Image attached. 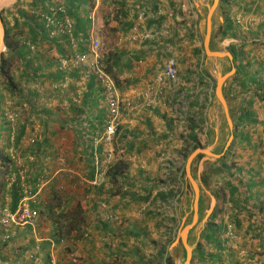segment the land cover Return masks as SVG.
I'll use <instances>...</instances> for the list:
<instances>
[{
    "label": "trees",
    "instance_id": "1",
    "mask_svg": "<svg viewBox=\"0 0 264 264\" xmlns=\"http://www.w3.org/2000/svg\"><path fill=\"white\" fill-rule=\"evenodd\" d=\"M229 2L230 6L227 8L224 6L225 4H222L228 11H233V6L240 7L244 10L243 13H249V9L255 5L256 9L264 7V0H257L255 4L250 0H229ZM107 4H110L107 3V0H101V4L99 3L96 12L98 14L96 34L101 41V62L103 63L104 70L113 78L119 92H122L124 86L120 80L119 72L124 64L127 68L131 64L124 60L121 51L118 49L107 50L106 42H109L111 39L104 34L109 29L107 27L108 21L105 20L106 12L104 11H107L109 8ZM56 5H63L67 15L74 20L75 28L72 30V37L77 43V51L85 52L91 40L89 37V29L91 27L89 15L93 5L92 0L17 1L12 7L1 11L5 30L6 51L0 57V138L2 139L0 141V208L7 207L9 211L13 212L17 209L19 202L25 196H28L27 204L29 208L36 213L38 218L41 217L50 222L48 234L54 240L55 245L59 246V249L61 248L64 252L70 248L72 243L77 241L76 235L79 233L80 236H78L84 243L89 242V239L83 238L85 228L82 229L86 221L85 211L89 202L86 200V197L78 195L72 188L66 187L62 181H58L57 179L51 181L50 185L47 186L46 198H43L41 195H35L40 183L45 180L49 170L47 166L44 167L42 164L37 165L35 163L36 159L31 160L32 157H39L42 150L41 141L37 139L38 135L36 134L39 132L36 130V127L43 123L40 120L42 117L50 114L51 107L49 104L53 99L57 100L56 105L58 109H60L59 104L63 100H66L68 104L65 113L72 112L73 116L70 115L71 118L75 117L77 113L76 109H78V113L86 107L91 111L92 120H89L88 123L90 127H93V130L85 135L88 138V144H91L96 139L103 138L105 107L100 104L101 100L104 101V95L101 85L94 75H87L85 77L86 81L84 85H86V91H82V101L80 99L79 103L76 99V82L82 78L85 66H61V58L73 57L75 53L71 48L70 37L67 33L60 34L54 27L47 26L40 16L41 13H49L58 19L60 13L56 11ZM123 7L124 5L121 4L117 7L115 6V14H118L120 10L122 11ZM158 7V5L153 7V14H155L161 25L166 19L165 16L176 15L175 10L170 7L167 11L169 14H164V17H161V14L156 13ZM223 13L225 18L224 29L229 30L232 28L231 22L228 20V15H225L224 10ZM241 17L249 29L256 23L254 16L241 15ZM188 18H186L187 21L189 20L187 30L183 31L185 29L183 25L185 20L175 21L171 27V33L173 31L179 32V40H176L177 33L173 35L169 31L166 33L168 37H163L165 34H161V30L164 29L166 31L168 27L161 26L156 28L157 32L154 38H152L153 41H160L159 38H162L171 43L170 35L172 39L176 40L177 43H173V47H176L175 53L172 51L168 52V49H163L161 53H163L165 60L171 55L176 59L178 72L176 81L170 88L173 90V93L172 99L169 100V110H160L161 112H159L156 107L146 108V110L152 111L156 115L160 114L168 129L173 130L174 127H179L181 123L185 124L179 136L181 140H184V146L178 149V153L182 156V159L187 156L191 145H202L206 121L205 113L202 114L201 112L207 107L210 95L208 88L210 87V90L213 88H211L213 80L204 72V54L202 46L200 47L199 41L201 40L198 41L197 22L192 17ZM130 27L131 25L128 26V29ZM223 38H225V33L221 35L220 40ZM182 40H187L188 44L192 43L195 45V43H198V45L191 52H184L183 45H179L182 44L179 43ZM148 41L150 40L146 42ZM251 44L253 51L257 50V47L260 46L257 41ZM232 48L236 52L234 62L238 76L234 81L235 83L231 84L230 92L245 94L240 107L242 115L237 117L234 123V134L238 138V141L243 144L242 150H244L248 144H251L248 127L251 124L260 122L256 111L253 109V104L264 103V54L259 55L253 51V53H245L242 50V53H240L235 46ZM50 49L56 51L55 56L48 55ZM171 50L173 49L171 48ZM190 57H193L192 68L187 63ZM236 57H238V60ZM15 60L19 63L18 68L14 64ZM180 67L182 68L180 69ZM65 82H72V84L62 87L61 84ZM187 86L193 91L187 92ZM125 113L127 112L124 111ZM102 117L103 123L101 124L99 121L101 120L102 122ZM77 118L78 120L82 119L79 116ZM119 128L115 136H117ZM183 133L184 136L182 135ZM254 151L250 153V156L253 155ZM225 159L223 156L221 159L223 161L222 165L225 167L224 171L229 173V175H227V179L224 182H216L219 195L217 203L220 204L221 209L220 211L216 209L213 212L203 228L194 249L191 264H238L237 252L226 243L221 235L225 234L228 225L236 227L240 232L241 226H243L244 221L248 218L243 217L244 215L242 216L239 202L241 199H244L243 196L246 194L247 188L251 190L255 185L257 187L262 185L264 181H258L257 184L253 177L247 175L245 178L234 180V177L244 173V168H250V163L244 162L241 169L236 168L232 170L234 163L228 164ZM116 161L113 168L108 169V182L112 188H118L119 183L126 184L123 182L124 177L121 171L126 167L125 160L123 158L118 159L116 156ZM181 166L183 167V164ZM181 166L177 167L178 170L174 171L175 174L181 169ZM86 169L88 170V179H92L94 177L93 164L88 165ZM255 169L251 168L250 170L255 172ZM171 173L173 172L169 170V176H171ZM64 174L69 175V172H65ZM67 178L68 176L65 177V180ZM11 179L13 180L10 182ZM127 187L126 192L134 195L132 199L137 204L147 201L151 195L149 187L152 188V186L148 184H143L142 186L127 184ZM140 187L144 195L137 194L133 190H138ZM160 187H163L166 192L164 190L159 191L158 194L156 193V198L165 203V200L174 191H170V182H166ZM89 188L88 185L84 191L87 192ZM102 189H99V191ZM173 189H180L178 181L177 187L174 185ZM154 198L155 196L152 199ZM230 202L232 204L235 203L236 207H231L232 210L236 209L235 217H231L229 214L227 219H224L222 214L224 216L226 212L225 206ZM228 207L230 208V205ZM161 220L162 232L170 239L175 231L172 224L177 223L176 217L169 216L165 218L161 216ZM111 221H113V211H108L104 219L100 220V223L101 225L102 223L107 225ZM167 222H171L170 225L166 224ZM218 223H220L224 232L223 229L220 230L218 228L216 232L214 231L213 227ZM9 229L0 228V235H3L5 238V240L2 239L5 241L4 244H7L10 239L9 232L11 230ZM258 229L262 230L260 225ZM30 231H32L31 228H26L27 233ZM14 244L16 249L22 246L16 240H14ZM34 244L33 239H30L28 242L26 240V247L23 250L28 251L34 247ZM160 249L161 256H155L156 264H164V256L162 254L165 252V248L163 244ZM211 256H224L225 259L222 260V257H220V260L216 261ZM226 258H230L231 262L223 263L222 261H226ZM49 259L47 258L45 261L49 262ZM44 264L47 263L45 262ZM150 264L152 263L150 262Z\"/></svg>",
    "mask_w": 264,
    "mask_h": 264
},
{
    "label": "crops",
    "instance_id": "2",
    "mask_svg": "<svg viewBox=\"0 0 264 264\" xmlns=\"http://www.w3.org/2000/svg\"><path fill=\"white\" fill-rule=\"evenodd\" d=\"M250 1L254 4L257 2V0ZM225 2L230 5L229 0ZM107 3L110 4H107L109 8L106 11L105 20L108 21L107 27H109V29L106 27L107 30L104 34L111 38L109 42H106L107 50L118 49L121 51L124 60L131 64V66L127 68L123 63L124 65L119 72L120 80L124 86L122 94L126 95V97H135V90L139 89L158 70L162 69L165 62L164 55L161 53L163 49H168V52H176V47H173V43H177L176 40H179L178 37L180 34L173 30V33H171V27L175 21L185 20L183 24L185 28L183 31H185L188 29L187 26L189 25V20H186L187 17L198 20V41L200 39L201 18L197 4L192 0H107ZM112 4H116V7L121 4L124 5V7L122 11L120 10L118 14H115V6H112ZM155 5L159 6L158 10L161 12V17H164V14H169L167 11L170 7L175 10L176 15L172 14L171 16H165L166 19L161 25L155 17V14H153V7ZM232 8L233 11H228L223 5L220 7L222 10L221 13H219L217 27L214 26V24L211 25V20L209 21V42L210 39L214 37L215 40L218 39L221 41L219 43H222V46L215 48L209 46L210 48H208L212 52H228L230 54L232 52L233 58L231 59L225 56L220 59L207 56L204 43L202 42L200 43V47L202 46L204 56L206 55V59L211 61V63L213 60V62L218 63L221 60H227L230 66L234 65L236 52L232 47L235 46L239 51L242 50L245 53H250L253 51L251 43L254 41H257L260 46L253 52L259 55L264 54V45H262V43H264V7L256 9V5L254 7L252 6L249 9V13H243L244 10L240 7L233 6ZM139 9H144L149 13L150 16L147 18L146 23L152 25L151 29L161 26L168 27L166 32H164V29L161 30L162 33L165 34L163 37L165 36L167 38L168 36H166V33L169 31L173 35L177 33L176 40L172 39L170 35L171 43L162 38H159L160 41L150 40L144 43L126 42L124 36L128 32V26L133 23L134 17ZM209 9L205 18L206 27ZM237 9L238 11H236ZM223 10L225 11V15H228V20L231 22L232 28L229 30L224 29L225 18ZM238 14L254 16L256 21L255 25L249 29L244 20L238 23L236 20L237 16H240ZM97 15L98 14H96L95 25L98 24ZM174 18H176V20H174ZM209 19H211V16ZM155 21H157L156 24H154ZM96 26L98 27V25ZM223 33H225V38L220 40ZM179 43H182L179 45H183L184 52L188 53L194 50L198 45V43H195V45L192 43L188 44L187 40H182ZM171 48L173 50H171ZM236 58L238 60V57ZM192 59L193 57H190L187 61L190 66ZM203 63L205 65V72L210 74L207 61ZM216 67L217 65H215V68ZM181 68L182 67H180V69ZM190 68H192V66ZM229 68V71H231L232 67ZM234 71L237 70L234 69ZM226 73L218 72V74L222 75ZM231 78L232 75L228 77V82L225 87L227 91H225V93L228 92L234 95L233 92H230V86L232 83H235V80L231 83ZM85 81V79H81L79 82H83L82 85L80 84L81 91H86V85H84ZM69 84H72V82H69ZM212 87H214V84L211 85V88ZM208 90L210 95L207 104L209 103L208 106L210 110V107L216 104L214 101H216L217 97L215 92L214 95L211 94L212 89L210 90V87ZM186 91L189 92L193 90L187 86ZM172 93L173 90L170 89V96ZM242 95L245 97L244 94ZM243 97H240L238 102L235 103L237 105L235 111L232 109L230 110L228 106V113L232 122L237 119V113L240 111L239 108L242 105ZM217 101L219 102L218 99ZM56 103V99L51 101L49 104L51 107L50 114L42 117L40 120H42L43 123L36 127V130L39 132L36 134L38 135L37 139L41 141L42 149L39 157L36 158V163L37 165L42 164L44 167L47 166L49 170L45 180L40 183L35 195H41L43 198H46L45 193L47 186L50 185L51 181L57 179L58 181H62L66 187L72 188L78 195L86 197L89 204L85 211L86 221L82 229L85 228L83 238L89 239V242L84 243L79 237V233L76 235L77 241L72 243L70 248L63 252L61 248L59 249V246L57 247L55 245L54 240L48 234L50 231V222L40 217L37 218L34 224L12 226L11 229H9L11 233L9 232L10 239L7 244H4V236L0 235V264H44L45 262L48 263L45 260H47V258L49 259L51 256L57 259L59 264H150V262L156 264L157 261L155 256H161L160 247L162 244L165 248V252L162 256H166V254L171 256V245H167L168 238L162 232V220L161 214L159 213L161 210L164 211L167 205L161 204L160 199L154 198L153 204L146 212L147 214L145 213L139 218L134 214V210L138 204L135 203L136 201L132 198L128 197L127 192L123 193L118 190L117 187L112 188L108 182L101 191L93 188L88 182V170L86 168L88 165L93 164L92 153L94 151L95 142L88 144V138L85 137L89 131L93 130V127H90L88 123L89 120H92V113L88 107L84 108L79 113L78 109H76L77 113L75 117L71 118L70 115L73 116L72 112L65 113V110L58 109ZM100 104L103 106L102 101ZM207 109L208 107L204 114L207 129L205 134L209 133L212 129V117L209 111L207 112ZM253 109L256 111L258 118L263 122L261 124L264 126V103H254ZM158 111L161 112L160 110ZM78 116L82 117V119L78 120ZM160 116V114L156 115L154 112L146 109H141L133 113H126L123 116L122 123L114 141V150L115 158L117 156L118 159L123 158L125 160L126 167L121 171L124 172L123 182L126 184L134 186L148 184L149 186L153 185L156 187L161 180L167 179L162 171L166 164L173 162L171 155L176 158V154H173L172 151L175 152L181 146L182 140L179 139V133H182L185 124L181 123L179 127H174L173 130H171L166 127ZM234 118L236 119L234 120ZM101 119L102 122L100 120L99 123L102 124L103 117ZM255 127H257V125ZM255 127H251V129ZM249 132L250 137L259 138V136H261L260 133L257 134V132L253 130ZM261 146V153H263L264 139L259 144L254 145L253 150H249V152L246 151V154L243 155L242 144L236 140L226 142L223 152L219 153L218 158H214L215 161L211 169H209L211 174L213 173V175H215V180L210 181V179L207 178L209 170L206 172L207 176L203 174V176L197 175L195 177L198 182H200L199 185L201 189H203L205 184L208 186L210 194L218 200L219 195L216 190V182H224V180L227 179V175H229V173L224 171L225 167L222 165L223 161L221 159L223 156L226 158L225 160L228 164L231 162L234 163L232 170L236 168L241 169L244 162L250 163V168H244V173L234 177V180L245 178L247 175L253 177L257 184L258 181L263 182L264 159L260 157L261 153L258 152ZM98 150H101L100 145L98 146ZM252 151H254V153L250 156ZM256 153H259V155ZM135 156L139 157V159L134 158ZM251 168H256L255 172H252L250 170ZM65 172H69V175L64 174ZM66 176H68V178L65 180ZM69 181H71V183H69ZM202 182H204V184ZM211 182H213L214 185H211ZM86 185L90 187L87 192L84 191L87 187ZM187 186L188 184L186 183V187ZM186 187L183 195L187 192ZM149 188L151 189L152 196H155L158 188ZM139 194L142 195L144 192H140ZM210 197L211 196H209V198ZM243 197L244 199H241L239 202L241 205V213L242 216L244 215L243 217H247L248 219L244 221L243 226L240 228V233L243 238L240 239L237 250H248L251 256L256 257L264 264V183L258 187L255 185L251 190L247 188L246 194ZM158 202H160V204ZM181 204L182 202H180L177 207L178 211L182 208ZM227 204L228 205L225 206L226 212L224 216L222 214L224 219H227L229 214L231 217H235L236 214V209H231L232 206L236 207L235 203L232 204L230 202ZM229 205L230 208L228 207ZM219 207H221L220 204ZM108 211L120 214L121 219L118 222L111 221L107 223V225L103 223L101 225L100 220L104 219ZM259 225L262 230L258 229ZM26 228H31L32 231L27 233ZM30 239L34 240V247L28 251L23 250V248L26 247V240L28 242ZM14 240L18 243L20 242L23 247L20 246L16 249ZM236 257L239 264V257Z\"/></svg>",
    "mask_w": 264,
    "mask_h": 264
},
{
    "label": "clouds",
    "instance_id": "3",
    "mask_svg": "<svg viewBox=\"0 0 264 264\" xmlns=\"http://www.w3.org/2000/svg\"><path fill=\"white\" fill-rule=\"evenodd\" d=\"M19 1V0H18ZM93 3H94V5H92V8H91V11H90V15H89V18H90V20H91V27H90V29H89V37H90V43L88 44V47H87V49H86V51L85 52H90V46H91V42H92V40H97L98 41V43H99V52L101 53V42H100V40H99V38H98V36H97V24L95 25V21H96V13L95 12H97V10H98V7L96 6V4H98L99 5V1L98 0H93ZM220 4L222 5V4H225L224 6L227 8V7H229L230 5L229 4H227L224 0L222 1V0H220ZM57 6H62L63 8H64V6L63 5H56V7ZM65 10V9H64ZM222 10V9H221ZM65 13H66V11H65ZM157 14H160L161 12H160V10H157V12H156ZM141 14H143V16H144V26H145V28L148 30V31H150L151 33H152V37L151 38H148L147 40H152V38H154V36H155V33L157 32V30H156V28H152L151 29V26L152 25H148L147 23H146V20H147V18H149V13H147L146 14V12H145V10H138L137 11V13H136V15H135V17H134V21H133V23L131 24V27L128 29V32H127V34L124 36V40L126 41V42H128V43H144V42H146L147 40H145V41H143V42H130V41H127L126 40V36L129 34V31H130V29L132 28V26L135 24V22L138 20V16L139 15H141ZM66 15H67V13H66ZM238 15H240V14H238ZM68 16V15H67ZM69 17V16H68ZM70 18V17H69ZM238 18H240V19H238ZM71 19V18H70ZM195 20V22H197L198 20H196V19H194ZM236 20L238 21V22H241L243 19H242V17H241V15L240 16H237V18H236ZM71 21H72V25H73V28H75L74 27V20L73 19H71ZM3 22V21H2ZM197 24H198V22H197ZM4 25V24H3ZM164 32H166V31H164ZM161 34H164V33H162V31H161ZM5 52V51H4ZM83 53V52H82ZM231 55H232V58H233V54H232V52H231ZM171 58H174L172 55L170 56ZM170 57H167L166 58V60L168 59V58H170ZM218 58H221V57H218ZM175 59V58H174ZM166 60H165V62H166ZM61 61H62V58H61ZM206 61V55L205 56H203V62H205ZM165 62H164V64H165ZM175 62H176V59H175ZM103 64V63H102ZM68 66V65H67ZM66 67V66H65ZM72 67V66H71ZM163 67H164V65H163ZM162 67V68H163ZM231 67L232 68H234V69H236L237 70V68H236V66H235V64L234 65H231ZM176 69H177V65H176ZM160 70H162V69H160ZM160 70H158V71H160ZM232 70V69H231ZM157 71V72H158ZM177 72H178V70H177ZM205 72V71H204ZM209 75V77H210V74H208ZM238 76V72L237 71H235V73L234 74H232V78H231V83H232V81H234L236 78H237V76ZM87 75H84L83 73H82V78L81 79H85V77H86ZM89 76V75H88ZM154 76V75H153ZM152 76V77H153ZM151 77V78H152ZM176 77H177V75H176ZM217 77V76H216ZM151 78H149L148 80H150ZM80 79V80H81ZM212 80H213V78H211ZM80 80H78L77 82H76V86H77V90H76V92H75V94H76V99H77V101L78 102H80V99H81V95H82V91L80 92L79 91V88H80V84H79V81ZM147 80V81H148ZM227 80H228V78L226 79V81H225V84H224V88H223V96L225 95L224 94V89H225V87H226V83H227ZM147 81L144 83V85H142L139 89H141L142 87H144L145 86V84L147 83ZM175 81H176V79L173 81V82H170L168 85H167V89H166V98H167V105H166V107H164V108H160V107H156L158 110H169L168 108H169V100L170 99H172V95L170 96V88L172 87V85H174V83H175ZM83 83V82H82ZM65 84V86H67L68 84H69V82H65L64 83ZM213 84H214V87L212 88V93L211 94H213V92H215V86H216V78L213 80ZM82 85V84H81ZM64 86V87H65ZM139 89H136L135 90V97H126V95H124V94H122V92H120L121 93V95L123 96V97H125V98H129V99H132V100H138L139 101V95H138V91H139ZM168 89H169V91H168ZM238 94V93H237ZM236 95V94H235ZM245 95V94H244ZM70 96H71V93H70ZM225 97V96H224ZM243 99V98H242ZM102 102H103V105H104V107H105V115H106V105H105V101H103V100H101ZM225 101L227 102V100H226V98H225ZM62 103H63V101L59 104V107L61 108V110H66V107H64V106H62ZM68 104V103H67ZM209 104V103H208ZM207 104V105H208ZM227 104V103H226ZM228 107V106H227ZM146 108H149V107H144V108H141V109H146ZM207 108V107H206ZM206 108L204 109V111L203 112H201L202 114L203 113H205V111H206ZM141 109H139V110H141ZM138 111V110H137ZM133 112H136V111H132V112H127V114L128 113H133ZM126 114V113H125ZM124 113H123V116L125 115ZM105 115H104V122H105ZM122 119H123V117H122ZM236 118H234V120H235ZM205 121H206V118H205ZM259 121H261L260 119H259ZM236 121H233L232 122V126H231V136H230V138H229V140L231 141V140H233V141H238V138L235 136V134H234V128H235V125H234V123H235ZM121 123H122V120H121V122H120V125H121ZM262 123V122H261ZM119 125V126H120ZM256 125V124H255ZM104 126H105V123H104ZM119 126H118V128H119ZM250 127H252V126H250ZM250 127H248V132L249 131H251L250 129ZM117 128V129H118ZM103 130H104V128H103ZM183 130V129H182ZM205 131H206V125H205V129H204ZM117 131V130H116ZM103 132V131H102ZM116 134V133H115ZM115 134H114V137H113V140H112V142H111V144H105L104 143V141H103V139L102 138H98V139H96L94 142H95V147H94V151H93V153H92V158H93V166H94V177L92 178V179H89V184L93 187V188H95V189H97V190H99V189H101V188H104L105 187V185H106V183L108 182V169H112L113 168V166L115 165V163L117 162L116 161V158H115V150H114V141H115V138H116V136H115ZM204 134H205V132H204ZM249 134H250V132H249ZM181 135V133H179V136ZM184 136V135H183ZM205 136H206V134H205ZM204 136V137H205ZM179 139H180V137H179ZM229 141V142H230ZM239 142V141H238ZM182 143H184V140H182ZM240 143V142H239ZM240 144H242V143H240ZM101 146V150H98V147L97 146ZM242 146H243V144H242ZM180 147H183V145L181 144V146ZM179 147V148H180ZM178 148V149H179ZM196 148H199V149H206L205 148V146L204 145H195V144H193V145H191V147L189 148V152H188V154H187V158H186V162H187V159H188V157L190 156V154L196 149ZM111 150V153H112V159H111V161L107 164V165H104V166H102L101 167V169H97V167L101 164V161H102V158H103V153L106 151V150ZM178 149L174 152V151H172V153L174 154H176V158L173 156V155H171V159L173 160V162L172 163H169V164H166L165 165V168H164V170L162 171V173H163V175L164 176H166V178L167 179H163V180H161V182H159V184H157V186L156 187H154L153 185H151V186H153L152 188H158V190H157V194H158V192L159 191H161V190H164V192H166L165 191V189L163 188V187H160V186H162V185H164V183H166V182H170V191L171 192H173L174 191V193H172L171 195H169V197L165 200L166 202L164 203V202H161V204H165V205H167V208L163 211V210H161L159 213L161 214V216H163V217H165V218H167V217H173V216H175L176 217V222L177 223H175V224H172V226H174V232H173V234H172V236H171V238L170 239H168V244L167 245H171L172 244V242L175 240V238H176V236H177V234H178V231L180 230V228H182L185 224H181L182 226L179 228V227H177V224H178V216H177V212H176V210H177V207H178V205H179V203H180V199H181V197L183 196V193H184V190H185V187H186V183L188 184V186L186 187V188H189L190 190H191V194H192V197H193V199H194V192H193V189H192V186H191V184L188 182V180H187V178H186V174H185V171H184V174H185V176H184V179H182L181 178V171L183 170L182 169V163H181V159H182V156H180L179 155V153H178ZM207 149H209V148H207ZM248 152H249V150H251L250 149V147H249V145H247V147L245 148ZM244 149V150H245ZM210 150V149H209ZM243 151V150H242ZM211 152V151H210ZM199 153V152H198ZM197 153V154H198ZM246 153V152H245ZM196 154V155H197ZM214 154V153H213ZM195 155V156H196ZM215 155H218L219 156V153L218 154H215ZM194 156V157H195ZM218 156L216 157V158H218ZM134 158H137V159H139V157H137V156H135ZM175 158V159H174ZM185 158V157H184ZM215 158V159H216ZM193 160V159H192ZM164 162H167V161H164ZM192 162V161H191ZM186 165V164H185ZM191 165V164H190ZM180 167L181 166V169L175 174L174 173V171H177L178 169H177V167ZM99 170L101 171V172H99ZM169 170H170V172H173V173H171V176H169V174H168V172H169ZM190 170H191V166H190ZM161 173V174H162ZM190 173H191V171H190ZM122 174H124V172L122 173ZM191 176H192V178L195 180V182H196V184H197V186H198V192H199V197H198V205L201 203V201H203V200H201V196L202 197H204L203 196V194H201V196H200V189H201V187L199 186V183L200 182H198V180L195 178V175L194 174H192L191 173ZM106 179V180H105ZM13 179H11L10 180V182L12 181ZM173 180V181H172ZM177 181L179 182V190H174L173 189V186L174 185H176V187H177ZM158 182V181H157ZM109 183V182H108ZM110 184V183H109ZM122 185V186H121ZM127 184H120L119 183V187H118V190H120L121 192H126L127 191ZM137 194H139L140 192L142 193L143 191H142V189H141V187L138 189V190H135V189H133ZM216 190H217V188H216ZM127 195H128V197H130V198H134V195L132 194V193H127ZM142 195H144V194H142ZM154 196H152V192H151V195H150V197H149V199H147V201H144V202H142V203H140V204H138L137 205V207L135 208V210H134V214H135V216L136 217H139V218H141L147 211H148V209H149V207L153 204V202H154V199H152ZM157 196H156V194H155V198H156ZM29 197L28 196H25L20 202H19V204H18V207H17V209L19 208V206H20V204L21 203H25L27 206H28V204H27V199H28ZM211 198H214V200L212 199V202H211V205H210V208L208 209V211H207V215L209 216V217H207L208 219L206 220V222H205V225H206V223H207V221L209 220V218H210V216L213 214V212L217 209L218 211H220V209H221V207H219V204L217 203V198H215L213 195L211 196ZM157 199V198H156ZM159 200V199H158ZM160 202H158L159 204H160ZM198 205H197V214H198ZM3 208H7V207H3ZM3 208H0V212H1V210L3 209ZM28 208H29V206H28ZM16 209V210H17ZM30 209V208H29ZM7 210H8V208H7ZM15 210V211H16ZM14 212V211H13ZM163 214V215H162ZM113 216H116L117 217V219H114L113 218V222H118L120 219H121V216H120V214H118V213H116V212H113ZM37 218H38V216L35 214V218L33 219V221H32V223H25V224H34L35 223V221L37 220ZM197 218H198V215H197ZM192 220H193V218H192ZM196 221H197V219H196ZM196 221L194 222L195 224H196ZM179 222H180V220H179ZM170 223L171 222H167L166 224H169L170 225ZM195 224H193L190 228H189V230H188V233H187V243L189 244V246L192 248V255L191 256H193V252H194V249H195V247H196V244L198 243V241H199V238H200V234H201V232H202V230H203V228L205 227V225H204V227L202 228V230L200 231V234H199V237H198V239H197V241H196V243H195V246H191L190 244V242H189V234L191 233V231H190V229L192 228V227H194L195 226ZM16 225H22V224H10L9 226H5V227H0V228H5V229H9L10 227H12V226H16ZM187 225V224H186ZM179 226V225H178ZM179 228V229H178ZM174 235V236H173ZM221 237L223 238V239H225V241H226V243H228L236 252H237V255H238V257H239V264H242L243 263V259L242 258H249V259H255L256 261H257V263L258 264H262L256 257H254V256H251L250 255V253H249V251H242V249H238L237 250V248H235V246L237 247V245L239 244V241H240V239L241 238H243V236L241 235V233L236 229V227H234V226H232V225H228V227L226 228V231H225V234L224 235H221ZM182 247L183 248V246L180 244L179 246H177V247H175L174 249H172L171 248V250L172 251H175V250H177L178 249V247ZM184 249V248H183ZM184 251H185V249H184ZM185 257H186V252H185ZM168 258H170V255L169 254H166V256H164V259H163V263L164 264H169L168 263ZM51 259H54L55 261H56V264H59L58 263V260L57 259H55V258H53V256H51L50 257V259H49V262L47 263V264H50V261H51ZM191 259H192V257H191ZM190 264H191V260H190Z\"/></svg>",
    "mask_w": 264,
    "mask_h": 264
},
{
    "label": "built area",
    "instance_id": "4",
    "mask_svg": "<svg viewBox=\"0 0 264 264\" xmlns=\"http://www.w3.org/2000/svg\"><path fill=\"white\" fill-rule=\"evenodd\" d=\"M56 11L60 13L57 19L53 14L41 13L42 21L50 27H54L60 34L67 33L70 37L71 48L75 52L73 57L62 59L61 66L71 65L72 67L85 66L83 69L84 75H94L100 83L104 101L106 105L105 126L102 134V139L105 144H111L114 134L123 117L124 111H137L144 107H160L164 108L167 105L166 89L170 82L176 79L177 69L174 58H168L162 70L156 72L154 76L147 81L144 87L139 89V101L125 98L119 92L113 78L104 70L101 62L102 54L99 52V43L97 40H92L90 52L77 51V43L72 37L73 25L71 19L66 15L62 6H57ZM37 12V11H36ZM240 19V18H238ZM143 14L138 16V20L132 26L126 40L130 42H143L152 37V33L144 26ZM65 86L64 83L61 84ZM62 106H67V101L63 100ZM112 159L111 150H106L103 153L101 164L97 169L107 165ZM99 172H101L99 170ZM35 212L28 208L25 203H21L19 208L11 212L7 208H3L0 212V227L9 226L10 224H25L32 223L35 218ZM117 219L116 216H113ZM242 264H258L255 259L242 258ZM50 264H56L54 259H51Z\"/></svg>",
    "mask_w": 264,
    "mask_h": 264
},
{
    "label": "rangeland",
    "instance_id": "5",
    "mask_svg": "<svg viewBox=\"0 0 264 264\" xmlns=\"http://www.w3.org/2000/svg\"><path fill=\"white\" fill-rule=\"evenodd\" d=\"M19 1H29V0H19ZM98 1L101 4V0H98ZM192 1L197 4V8L199 9V14H200V18H201V23H200L201 24L200 25L201 26V31H200V39L199 40H201L200 43H202V42L204 43V35H205V32H206L205 18H206L207 14H208V9L214 4V0H192ZM14 4H12L11 6L5 7V8H10ZM93 5H94V3H93ZM115 5L112 4V6H115ZM96 6L98 7L99 5L96 4ZM221 6L222 5L220 4V0H217L216 8L214 9V11L211 14V19H210L211 20V25L214 24V26H216V27H217V20L219 18V13H221V9H220ZM4 9H2V10H4ZM104 11L106 12V10H104ZM212 34H213V32H212ZM219 42H221V41H219L218 39L215 40V38L212 37V39H210V42L208 41V47L209 46H211L212 48L219 47V46L221 47L222 43H219ZM55 53H56V51L54 49H50L48 55L49 56H55ZM240 53H242L241 50H240ZM212 57H215V56H212ZM206 61L208 63V69H209L210 76L213 78V80L216 78V76L218 75L219 71L221 73H226L227 72L226 74H228L230 72L229 71L230 70L229 67H231V66L227 62V60H223V61L221 60L219 63L218 62H213L214 60L211 63V61H209L208 59H206ZM14 64L18 68V64L19 63L16 60L14 61ZM215 65H217L216 68H215ZM64 66H66V65H64ZM79 84H82V82L79 83ZM79 91L81 92V88H79ZM225 91H227V90L224 89V94L226 95L224 98H226V100H227V102H226L227 106H229L230 110L232 109V110L235 111V109L237 107V105L235 103H237L239 98L243 97V95L242 94H236V95L234 94V95H232V94H230L228 92L225 93ZM213 95H214V92H213ZM214 102H216V104L211 106L210 110H209V106H208L209 104L207 105V107H208L207 112L209 111V114L212 117V129H211V131L209 133H206V137L202 138V140H203L202 141V145H204L206 149L209 148L212 154L213 153L214 154H218V153L223 152L226 142H229V138L231 136V132H230L231 131V121H230V125H229L228 121L226 120V115H224L225 112H224V110H222V107H221L220 103L217 101V99ZM239 109H241V108H239ZM60 110H61V108H60ZM241 115L242 114L239 111L237 113V117H240ZM256 125H257V127H255ZM256 125L255 124H251L252 127H255V128H252L251 131L253 130L254 132H257V134L260 133L261 136H259V138L260 137L261 138L259 139L257 137H250V140L252 142H250L251 144H248V145L250 146L251 150H253V146L254 145L259 144L264 139V126L261 124V121L259 123H257ZM260 126H263V127H260ZM218 128L220 129V132H219ZM182 135H184V133ZM1 140L2 139L0 138V141ZM181 144L184 146V143L181 142ZM262 146L258 150L259 153L262 152ZM202 150H205V149H202ZM246 151L247 150H243L242 154L243 153L246 154L245 153ZM259 153H256V154L259 155ZM260 157H262L264 159V152L261 153ZM186 158L187 157H185L184 159H181V163L183 164V167H182L183 170L181 171V175L180 176H181L182 179H184V176H185L184 171H185ZM33 159H36V158L32 157L31 160H33ZM202 159H204V160L202 162V169L200 170L199 165H200V161ZM214 161H215V159H214V157L212 155L206 154L205 152L201 151L193 158V161L191 162L192 164H191V170L190 171H191L192 174L195 175V177L197 175L203 176V174H205V176H207L206 172L209 169H211L212 164L214 163ZM35 163H36V160H35ZM200 171H201V173H200ZM250 175H251V173H250ZM207 178H209L210 181H214L215 180V175H213V173L211 174V171L209 170V174H208ZM202 183L204 184V182H202ZM211 185H214V183L211 182ZM203 189L206 192H204ZM203 189H200V196H201V193H203L204 197L201 196V200H203V201H201V203L198 205V214H197L198 218H197L196 224L194 223L195 226L190 229L191 233L189 234V242L191 243L190 245L192 247L195 246V243H196V241H197V239L199 237L200 231L204 227L205 222L208 219L207 217H209L207 215V211L210 208V205H211V202H212V198L211 197L209 198V196H212V195L210 194L208 186H206L204 184ZM180 202H182V204H181L182 208L179 211H178V209L176 210L177 216H178L177 217L178 218L177 227H179V228L182 226L181 224H185V225L187 224L188 225V224H191V222H192V218H193V197H192V194H191V190L189 188H187V192L185 193V195H183L181 197ZM196 213H197V210H196ZM179 220H180V222H179ZM213 228H214L215 232H216L217 228L220 229V230L223 229L221 227L220 223L216 224ZM223 232H224V229H223ZM235 248H237V247L235 246ZM244 250L245 249H242V251H244ZM245 251H248V250H245ZM220 257H222V260L225 259L224 256H211V258L213 260H216V261L220 260ZM184 260H185V251L180 246V247H178L177 250L171 251V256H170V258H168V263L169 264H183ZM222 262L223 263L231 262V260H230V258H226V261H222Z\"/></svg>",
    "mask_w": 264,
    "mask_h": 264
},
{
    "label": "water",
    "instance_id": "6",
    "mask_svg": "<svg viewBox=\"0 0 264 264\" xmlns=\"http://www.w3.org/2000/svg\"><path fill=\"white\" fill-rule=\"evenodd\" d=\"M18 0H0V57L1 54L6 51V44H5V30H4V25L2 22V18H1V11L2 9H4L5 7L11 6L12 4H14L15 2H17ZM217 5V0H214V4L210 7L214 9L216 8ZM210 9H209V15H208V21H207V27H206V32L204 35V49H205V53L207 56L212 57H225L228 56L232 59V55L228 52L222 53V52H212L209 48H208V41L210 38V16L212 14V12L214 11V9H211V13H210ZM233 73H235L234 68H232V70L228 73V74H218L216 77V86H215V95L217 97V99L219 100V102L221 103L223 110L225 112L228 124L229 123V113H228V107L225 101V98L223 96V88H224V84L226 79L231 76ZM231 121V126H232V120ZM205 152L206 154H210L212 155L214 158L218 155L212 154L210 152L209 149H205V150H201L199 148H196L188 157L186 165H185V174H186V178L188 180V182L191 184L193 192H194V199H193V220L191 222V224L185 225L182 228H180V230L178 231V234L175 238V240L172 242L171 244V248L174 249L175 247L179 246L180 244L183 246V248L185 249L186 252V257L184 260L183 264H190V260H191V255H192V248L189 246V244L187 243V233L189 228L194 224V222L197 219V205H198V197H199V192H198V186L195 182V180L192 178L191 173H190V164L192 159L194 158V156L198 153V152ZM214 200V198H212Z\"/></svg>",
    "mask_w": 264,
    "mask_h": 264
},
{
    "label": "bare ground",
    "instance_id": "7",
    "mask_svg": "<svg viewBox=\"0 0 264 264\" xmlns=\"http://www.w3.org/2000/svg\"><path fill=\"white\" fill-rule=\"evenodd\" d=\"M212 10L214 9V7L213 8H211ZM211 9H210V13H211ZM229 123H230V119H229ZM202 162H203V160H201L200 161V165H199V168H200V170L202 169ZM200 173H201V171H200Z\"/></svg>",
    "mask_w": 264,
    "mask_h": 264
}]
</instances>
